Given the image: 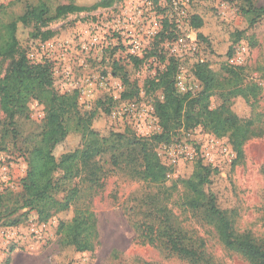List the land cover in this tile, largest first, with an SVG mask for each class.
Returning a JSON list of instances; mask_svg holds the SVG:
<instances>
[{
  "label": "rangeland",
  "instance_id": "374dc122",
  "mask_svg": "<svg viewBox=\"0 0 264 264\" xmlns=\"http://www.w3.org/2000/svg\"><path fill=\"white\" fill-rule=\"evenodd\" d=\"M4 1V7L0 9V21L3 22L14 20L27 11L29 4L37 2ZM45 1L55 8L70 2L92 5L100 0ZM251 1L256 7L264 6V0ZM115 4L94 11L68 14L42 26L39 37L35 40L23 39L13 56L0 59V78H4L13 63L24 53L32 61H50L55 70L53 88L59 93H73L76 88L81 89H78L79 107L81 112L95 111L94 130L103 136L112 133L139 136L132 121L113 117L112 109L116 106H113L111 99L113 87L88 79L111 71L122 77L127 70L131 80L125 84V91L128 94L131 92V95L125 99L155 107L162 92L161 88L151 86L149 82L152 78L149 76L164 67L135 66L125 52H110L105 55L106 58L110 57V61L119 58L122 61L119 62L122 68H116L110 61L99 63L94 59L86 60L76 49L66 50L62 56L41 47L57 40L73 41L75 45L79 34L88 26L90 16L95 12L100 14L102 9ZM248 6L246 0H192L190 16L194 11L203 14L205 24L201 31L213 43L209 46L195 31L198 50L190 54L179 68L192 78L195 76L192 65L195 60L203 58L218 74L223 88L222 92L211 98V108L221 105V94L230 95V90L238 84L251 94L254 86L256 96L250 95L246 99L242 95H231L229 104L238 117L252 119L264 129V17L250 25L244 10ZM171 29V26H164V32L154 47L159 48L158 51H162L163 41L172 35ZM233 30L242 31V35L235 44L233 56L226 59L225 52L231 44L230 33ZM46 38L48 41L44 40ZM225 66L239 68L236 70L239 78L236 76L233 80ZM67 67L74 71V80L64 81L61 71L56 72V69ZM197 83L201 90L202 83ZM107 107L109 112L106 111ZM45 115V104L37 99L31 100L26 110L13 120L0 103V264H15V261L16 264H191L177 256H169L156 246L142 243L137 237L133 223L144 218L143 210L140 209L142 200L156 193L164 198L175 221L188 230L189 235L204 243V249L214 264H250L240 253L224 246L216 229L201 218L200 211L188 208L185 203L192 194L185 182L193 174L197 162L210 166L206 192L216 197L219 207L233 213L238 233L250 232L257 239L264 238V135L247 141L244 155L238 157L229 136H216L203 126L177 128L169 142L155 144V151L168 167L163 186L133 177L130 167L121 160L115 162L111 152L105 153L100 157L104 176L99 184L93 185L85 173L72 179H63L62 172L56 174V181L59 182L57 199H62L74 187L79 189V195L69 208L60 211L53 209L51 216L44 219L39 217L36 210L16 208L20 207L22 200V181L28 171L29 152L40 143ZM80 145L81 135L72 131L55 147L53 153L60 158ZM196 147L210 154L204 159L200 156L195 160L186 159L184 151ZM176 157L178 162L173 164ZM87 207L96 215L99 243L92 251L80 252L69 244L68 231L61 225L71 223L78 209Z\"/></svg>",
  "mask_w": 264,
  "mask_h": 264
},
{
  "label": "trees",
  "instance_id": "16d2710c",
  "mask_svg": "<svg viewBox=\"0 0 264 264\" xmlns=\"http://www.w3.org/2000/svg\"><path fill=\"white\" fill-rule=\"evenodd\" d=\"M22 1V0H19ZM29 1V0H26ZM119 0H100L92 5H81L75 2L51 7L45 0H37L28 5L27 11L10 22L0 21V59L13 56L23 39H36L41 34L40 29L48 23L65 17L68 14L93 11L106 7ZM249 6L245 10L250 25H254L264 17V6L256 7L251 0H246ZM4 7L0 5V9ZM205 24L202 13L194 11L191 25L198 31L199 38L213 41L203 35L201 29ZM242 31L233 30L230 33L231 44L225 52L226 59L234 53L235 44L240 40ZM45 41L48 38L44 39ZM155 49L151 54H157ZM214 52V49H213ZM134 65L142 61L133 59ZM116 68H122L119 62ZM180 62L171 59L158 79L151 80L152 87L161 88L162 98L155 104V111L160 119L162 131L150 137H140L135 134L112 133L103 136L93 129L95 111L81 112L79 93L77 90L59 93L53 88V65L50 61L33 62L26 53L13 63L10 70L0 78V103L8 112L10 119L23 113L31 100L37 99L45 104V126L40 143L28 156V171L23 178V195L20 207L16 209L36 210L39 217L47 219L52 210H64L79 195L77 187L67 191L62 199H57L59 182L56 174L62 172L63 179H72L85 173L93 185L101 183L104 169L100 157L111 152L115 162L121 160L131 168L133 177L163 186L167 179L168 167L161 161L155 151V144L169 142L176 129H186L203 126L216 136H229L237 151L238 157L244 155V146L254 137L264 135V129L258 127L252 119H241L230 108V96L242 95L249 99L256 96V88L252 93L239 84L230 95H222L223 103L216 108L210 107L211 98L222 92L218 74L208 62L195 60L192 65L193 74L202 83V89L196 93L179 94L175 87V76ZM232 74L233 80L239 74V68L225 66ZM116 74V72H115ZM124 84L130 83L126 70L122 75ZM131 95L126 91L124 98ZM109 107L106 111L109 112ZM72 131L81 135V145L73 151L66 152L57 158L53 153ZM264 172V170H263ZM211 174L210 166L197 162L191 177L185 182L192 197L185 203L189 209L200 211L201 218L211 224L217 231L220 241L225 247L240 253L250 264H264V238L257 239L250 232L238 233L235 229L234 215L217 204L216 197L205 190ZM159 193L142 200L140 209L144 218L133 223L137 237L142 243L156 246L169 256H177L191 264H214L204 249V243L198 241L189 231L175 221L172 210L164 203ZM66 227L69 244L77 251H92L99 243V230L95 213L90 208H80L72 222L62 224Z\"/></svg>",
  "mask_w": 264,
  "mask_h": 264
},
{
  "label": "built area",
  "instance_id": "2783aa9c",
  "mask_svg": "<svg viewBox=\"0 0 264 264\" xmlns=\"http://www.w3.org/2000/svg\"><path fill=\"white\" fill-rule=\"evenodd\" d=\"M4 3V0H0V5ZM191 4L192 0H119L113 7L104 8L100 14L95 12L90 16L88 26L79 34L75 45L73 41L57 40L47 42L41 47L53 51L54 54L60 53L62 56L64 51L76 49L77 53L84 55L86 60L94 59L99 63H102L103 60L109 62L110 57L106 58L105 55L110 52L119 54L125 52L132 63H134L133 59L142 61L140 66H159L165 69L171 59L178 60L181 66L185 64V60L190 54L198 50L195 30L191 25ZM165 25L172 27V35L163 41L162 51L151 54L155 49L159 50L154 47L164 32ZM199 60L205 62L203 58ZM33 62L42 63L45 61ZM115 62L122 61L116 58L109 63ZM164 69L158 72L154 71L149 78L158 79ZM58 71H61L64 81L75 79V73L70 67L63 70L56 69V72ZM53 72L55 73L54 68ZM187 74L184 69L179 68L175 76V87L179 94L191 93L194 95L200 90L197 83L199 80L196 76H191L192 79ZM90 80L113 87L111 99L114 102L113 106L116 105L112 109L113 117L132 121L140 137H150L162 131L160 119L153 105L146 106L139 104L136 100L128 101L123 97L126 86L122 77L111 71L106 74H98L97 77L88 79V81ZM78 89L81 91L80 88L75 90L78 91ZM209 154L199 147L184 151L185 158L189 160H195L199 156L204 159ZM177 162L176 157L172 163L176 164Z\"/></svg>",
  "mask_w": 264,
  "mask_h": 264
},
{
  "label": "crops",
  "instance_id": "0c3cea01",
  "mask_svg": "<svg viewBox=\"0 0 264 264\" xmlns=\"http://www.w3.org/2000/svg\"><path fill=\"white\" fill-rule=\"evenodd\" d=\"M15 264H16V261H15ZM17 264H19V263H17Z\"/></svg>",
  "mask_w": 264,
  "mask_h": 264
}]
</instances>
